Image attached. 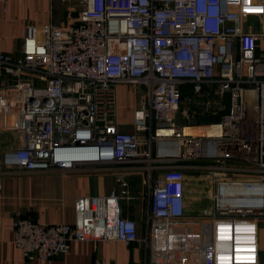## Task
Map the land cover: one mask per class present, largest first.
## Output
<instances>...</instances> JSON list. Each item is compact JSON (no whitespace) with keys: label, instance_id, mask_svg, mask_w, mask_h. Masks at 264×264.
Wrapping results in <instances>:
<instances>
[{"label":"built area","instance_id":"obj_1","mask_svg":"<svg viewBox=\"0 0 264 264\" xmlns=\"http://www.w3.org/2000/svg\"><path fill=\"white\" fill-rule=\"evenodd\" d=\"M65 1L80 7L72 24L29 26L20 56L0 53V129L18 137L2 163L31 171L103 166L118 187L77 197L72 224L15 215L24 264L65 254L73 240L107 239L143 246L144 264H262L264 0ZM119 83L141 94L132 131L116 121ZM188 84L228 95L215 136L183 135L177 125ZM177 160L234 161L243 175L219 184L212 210L188 216ZM140 169L148 204L141 235L123 214L119 189L121 171ZM234 187L242 191H224Z\"/></svg>","mask_w":264,"mask_h":264},{"label":"crops","instance_id":"obj_2","mask_svg":"<svg viewBox=\"0 0 264 264\" xmlns=\"http://www.w3.org/2000/svg\"><path fill=\"white\" fill-rule=\"evenodd\" d=\"M79 10L77 4L65 0H7L4 4L0 3V53L20 56L27 27L48 23L67 26L75 21ZM258 47L264 52V40L259 42ZM117 91L129 93V104L126 105L129 110L126 113L130 117V123H124L128 119L122 115L123 103L119 100L117 124L123 131H132L133 113L141 94L126 83L117 84ZM17 144L18 137L14 131L0 129V264H24L21 250L13 243L12 222L15 215L46 225L60 222L72 224L77 197L103 195L118 187L114 174L103 166L42 171L4 166L3 154L14 150ZM188 162L201 164L188 160H177L176 164ZM191 173L194 181H199L201 176H195L193 171ZM152 176L156 178L157 173ZM121 177L123 182L119 189L126 192L123 198L128 199V205L122 201L123 214L137 222L141 235L145 232L148 210L147 185L142 182L147 178V171H121ZM227 192H230L229 189ZM146 258L145 248L136 242L127 245L115 239L73 240L67 253L52 259H36L29 264H91L97 259L105 264H144Z\"/></svg>","mask_w":264,"mask_h":264},{"label":"rangeland","instance_id":"obj_3","mask_svg":"<svg viewBox=\"0 0 264 264\" xmlns=\"http://www.w3.org/2000/svg\"><path fill=\"white\" fill-rule=\"evenodd\" d=\"M127 85L131 88L133 87L130 84ZM130 90L132 91L133 89ZM128 99V92L117 91V105L119 104V100L123 103L122 115L128 119L127 122H124L127 124L130 123V117L126 113L127 110H129L126 106L129 104ZM227 106L228 95L222 93L216 85H203L199 91H195L193 85L188 84L183 91L182 100L178 112L176 113L177 125L189 127H204V125H212L221 119ZM207 115L210 116L208 117ZM199 176H201L199 181H194L191 171L185 170V203L187 205L188 216H200L202 211L213 209L216 201L215 195L217 194L216 183L222 180H219L220 177L208 171L201 172ZM120 192L121 197H126V192ZM121 199V204H123V201L128 205L127 198ZM259 227V243L262 254L261 260L262 264H264V220L260 221Z\"/></svg>","mask_w":264,"mask_h":264},{"label":"flooded vegetation","instance_id":"obj_4","mask_svg":"<svg viewBox=\"0 0 264 264\" xmlns=\"http://www.w3.org/2000/svg\"><path fill=\"white\" fill-rule=\"evenodd\" d=\"M193 162H188L186 164H184L183 168L184 170H189V171H193L195 176H199L201 174V172L203 171H208L214 175H217L220 179H222L221 181L216 183L217 189L218 186L221 182H226V181H236L238 180L240 177H242L243 173H242V168L243 166L237 162H232V161H226L224 163H216V164H194ZM223 176V177H222Z\"/></svg>","mask_w":264,"mask_h":264},{"label":"bare ground","instance_id":"obj_5","mask_svg":"<svg viewBox=\"0 0 264 264\" xmlns=\"http://www.w3.org/2000/svg\"><path fill=\"white\" fill-rule=\"evenodd\" d=\"M217 126H214V124L212 125H208V126H204V127H189V126H183L182 128V133L183 135H186V134H199V135H204V136H207V137H211V136H215L216 135V132H217ZM203 130V132H202ZM172 148H170L169 146H165L164 150L165 152L166 151H169L171 150ZM162 150V151H164ZM224 191H227V190H224ZM229 191L230 192H240L242 191V189L239 187H234V188H229ZM224 202H243L245 200H241V199H224L223 200ZM262 200L259 198L258 199V203H260Z\"/></svg>","mask_w":264,"mask_h":264},{"label":"trees","instance_id":"obj_6","mask_svg":"<svg viewBox=\"0 0 264 264\" xmlns=\"http://www.w3.org/2000/svg\"><path fill=\"white\" fill-rule=\"evenodd\" d=\"M185 87H186V85L183 87V89H182L183 91H184ZM182 95H183V94H182ZM181 100H182V99H181ZM227 110H228V106H227L225 112H226ZM225 112H224V113H225ZM224 113H223V114H224ZM210 114H211V113H210ZM211 115H213V114H211ZM207 116L209 117L210 115H207Z\"/></svg>","mask_w":264,"mask_h":264}]
</instances>
